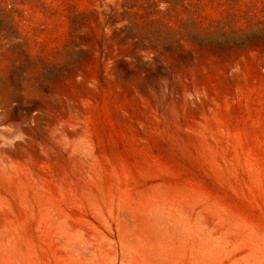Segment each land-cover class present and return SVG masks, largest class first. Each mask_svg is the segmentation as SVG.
I'll list each match as a JSON object with an SVG mask.
<instances>
[{
    "label": "rangeland",
    "instance_id": "1",
    "mask_svg": "<svg viewBox=\"0 0 264 264\" xmlns=\"http://www.w3.org/2000/svg\"><path fill=\"white\" fill-rule=\"evenodd\" d=\"M0 264H264V0H0Z\"/></svg>",
    "mask_w": 264,
    "mask_h": 264
}]
</instances>
